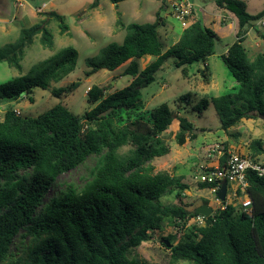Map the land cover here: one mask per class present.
I'll list each match as a JSON object with an SVG mask.
<instances>
[{
    "label": "trees",
    "instance_id": "obj_1",
    "mask_svg": "<svg viewBox=\"0 0 264 264\" xmlns=\"http://www.w3.org/2000/svg\"><path fill=\"white\" fill-rule=\"evenodd\" d=\"M93 0L91 9L100 6ZM117 5L125 0H107ZM219 9L237 20L236 41L221 56V62L234 79L230 92L201 99L195 110L212 103L220 116L222 130L242 119L264 114V52L250 61L243 46V29L264 18V9L256 14L246 11L243 0H215ZM61 20V16L51 13ZM159 23L125 26L121 43H110L99 56L85 61L89 74L99 70L114 71L130 62L124 75L131 83L105 95L92 86L87 91L94 107L81 116L74 115L61 103L37 117H26L8 109L0 121V264L9 256L15 238L24 232L32 238L27 259L12 264H141L132 251L149 240V231L158 228L163 213L159 203L179 179L153 173L149 163L169 153L163 134L174 122L178 145L195 139L197 129L186 117L174 115L167 104L149 111V117L124 122L123 114L144 109L140 91L155 81L154 75L169 59L181 68L204 63L213 55L215 32L194 16L182 30L179 41L163 50ZM61 33L67 28L61 25ZM40 35L41 46L50 48L53 38L45 22L22 29L18 39L0 47V62L21 70L24 51ZM264 41V35L260 34ZM78 53L68 47L43 60L25 75L0 84V100L18 101L33 89H47L74 71ZM154 60L139 71L137 60ZM208 67L204 66V71ZM205 77V73H203ZM71 87L52 90L55 97L69 93ZM189 95H185L186 99ZM203 131V130H202ZM259 146V144H257ZM128 151L121 153V149ZM256 150H259L257 147ZM264 152V150H263ZM98 157L93 178L79 193L74 190L45 198L59 176L68 173L89 157ZM247 191L253 202V217L231 204L218 208L202 227L192 226L183 240L170 248L173 261L193 264H264V178L249 172ZM212 189L214 185H199ZM181 191L187 189L180 186ZM237 210V212H238ZM176 227H183L197 215L182 207L171 210ZM169 235L164 241L172 243Z\"/></svg>",
    "mask_w": 264,
    "mask_h": 264
},
{
    "label": "rangeland",
    "instance_id": "obj_2",
    "mask_svg": "<svg viewBox=\"0 0 264 264\" xmlns=\"http://www.w3.org/2000/svg\"><path fill=\"white\" fill-rule=\"evenodd\" d=\"M92 1L0 0V47L14 43L22 29L42 22H45V28L53 38L52 47L45 48L39 42L40 35L35 36L33 42L24 51L20 71L10 67L6 62H0V84L27 74L32 66L65 48L72 47L78 53L74 71L60 82H51L47 89H33L29 95L32 101L28 96L18 101L0 100V121L8 109L15 110L21 116L37 117L59 103L74 115L81 116L94 107L87 97L90 87L96 85L104 89L105 95H108L123 89L133 80L131 76L124 75V70L130 62H126L114 71L99 70L92 74H89L90 69L85 64L87 59L99 56L101 50L110 43H121L126 34L125 26L131 23H154L157 20L164 51L179 41L184 29L172 15L171 3L174 0H125L117 5L101 0L98 8L91 9ZM189 1L193 4L191 18L194 12L203 24L207 21L204 12L216 18L213 23L219 25V28L209 27L218 33L213 55L204 63H195L187 67L186 76L183 75L181 68L175 67L174 59L167 60L155 73V81L140 88L145 103L144 109L133 112L129 117L122 115L124 122L139 118L147 119L149 111L165 103L174 115L186 117L197 129L195 139H186L183 145H178L174 138L178 132V123L174 120L163 134L170 149L169 153L149 163L154 174L167 173L179 179V183L170 187L159 200L163 213L160 215L158 228L150 230L149 240L132 251V256L141 264H193L190 261L171 259L170 248L181 242L193 226L189 219L183 227H176L171 210L182 207L186 211H193L201 205H207L214 213L221 205L215 193L209 189H201L195 182L194 174L197 167L205 165L202 164L203 162L198 163L204 159L210 161L226 159L229 152H237L264 161V121L260 120L257 114L255 119H242L235 126L222 130L220 116L212 103L200 112L195 110L201 99L218 97L233 89L234 79L222 64L221 56L236 41L238 27L235 16L219 9L215 5V0ZM243 1L246 4V11L251 15L264 9V0ZM51 13L60 15L61 20L51 17ZM218 15H220L219 19H217ZM61 25L67 28L63 34ZM242 32L246 54L248 59L253 61L257 55L264 52V41L260 37V34L264 35V24L259 20L251 26H246ZM153 60L152 57L137 60L139 71ZM205 65L208 69L204 71ZM202 72L205 73V77ZM75 83L78 85L77 88H72L69 93H62L60 97L52 94L54 89L71 87ZM185 95L189 96L184 99ZM257 147L259 150H256ZM212 150L216 151L212 153ZM127 151L128 147H124L120 152ZM218 152L222 153L220 158ZM98 161V157L91 156L74 170L59 176L47 194L45 203L52 197L69 190L79 193L93 178ZM181 185H185L187 189L181 191ZM229 194L230 192L226 200H231L229 203L235 205L236 202L229 197ZM237 210L235 216L239 214ZM169 235L174 237L170 248L163 240ZM31 244L32 238L25 236L23 231L20 232L14 240L8 258L1 264L26 260Z\"/></svg>",
    "mask_w": 264,
    "mask_h": 264
},
{
    "label": "built area",
    "instance_id": "obj_3",
    "mask_svg": "<svg viewBox=\"0 0 264 264\" xmlns=\"http://www.w3.org/2000/svg\"><path fill=\"white\" fill-rule=\"evenodd\" d=\"M172 15L179 22L182 28H185L190 23L193 15V4L189 0H174L171 3ZM264 19V18H263ZM261 19L262 24H264ZM216 150H212L214 153ZM218 158L222 155L218 152ZM249 172L256 174L258 177L264 178V162L248 155L239 154L237 152H229L223 164L217 166L199 165L195 171L194 179L199 185H214L209 189L212 193L218 192L221 183L226 182V197L230 192L229 197L236 204L229 203L225 199V203L219 201L220 208L223 209L226 205L231 204L237 206L241 213L249 218L253 217V202L247 191ZM189 221V220H188ZM193 226L202 227L206 224V218L197 215L191 218Z\"/></svg>",
    "mask_w": 264,
    "mask_h": 264
},
{
    "label": "water",
    "instance_id": "obj_4",
    "mask_svg": "<svg viewBox=\"0 0 264 264\" xmlns=\"http://www.w3.org/2000/svg\"><path fill=\"white\" fill-rule=\"evenodd\" d=\"M257 117L264 121V114H257ZM217 199L221 202V203H225V199H226V182L223 181L221 183L220 189L218 190V192L216 193ZM193 214L195 215H201L205 218L210 217L213 214V209L207 205H201L199 207H197L196 209L193 210ZM165 244L168 248L171 247L170 243L165 241Z\"/></svg>",
    "mask_w": 264,
    "mask_h": 264
},
{
    "label": "crops",
    "instance_id": "obj_5",
    "mask_svg": "<svg viewBox=\"0 0 264 264\" xmlns=\"http://www.w3.org/2000/svg\"><path fill=\"white\" fill-rule=\"evenodd\" d=\"M222 10V9H221ZM260 12V11H259ZM204 14H205V16H206V18H207V21H205V23H204V25L205 26H207V27H214L215 26V28L216 29H218L219 28V25H217V24H215V23H213V21L214 20H216V18L215 17H213L211 14H209V13H207V12H204ZM222 16V15H221ZM220 18V15H218L217 16V19H219ZM211 29V28H210ZM216 33V32H215ZM216 35L218 36V33H216ZM243 43H244V41H243ZM242 43V44H243ZM224 161H225V159L223 158V159H221L220 161L219 160H216V161H210V160H206V159H204V161L202 160L200 163H198V164H201L202 162V164H208V166L210 165V166H217L218 164H223L224 163ZM262 162H264V161H262Z\"/></svg>",
    "mask_w": 264,
    "mask_h": 264
}]
</instances>
